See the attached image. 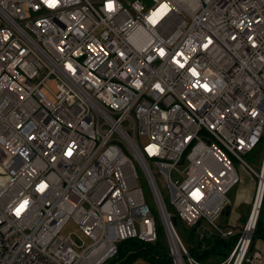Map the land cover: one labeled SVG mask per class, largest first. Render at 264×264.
Here are the masks:
<instances>
[{
  "label": "built area",
  "instance_id": "1",
  "mask_svg": "<svg viewBox=\"0 0 264 264\" xmlns=\"http://www.w3.org/2000/svg\"><path fill=\"white\" fill-rule=\"evenodd\" d=\"M150 1L0 0V264H105L124 240L156 242L139 171L171 264H208L177 216L199 250L237 237L216 264L261 260L264 0ZM262 140L256 171L242 155ZM233 159L257 177L240 231L217 223ZM69 221L89 239L80 252Z\"/></svg>",
  "mask_w": 264,
  "mask_h": 264
},
{
  "label": "rangeland",
  "instance_id": "2",
  "mask_svg": "<svg viewBox=\"0 0 264 264\" xmlns=\"http://www.w3.org/2000/svg\"><path fill=\"white\" fill-rule=\"evenodd\" d=\"M145 2H146L147 6H150L152 4V2L150 0H145ZM47 84L50 85V87L53 89V91H56L54 81H48ZM44 92L51 100H54L53 94L48 93L46 91H44ZM262 145H263V140L256 146V148H254L253 151L248 152L245 155H242L243 160L246 161L248 164H250L256 171H258L260 163H261V159H262ZM232 164L235 167V169L239 175V181L227 193L228 197L230 198L231 203H232V197L235 193V190L238 188V186L242 185V183L249 184L250 180L252 181V179H254L255 182L257 181V177H255L254 175H251V174L248 175V172H244V174L241 176V172L245 168L240 164L239 161L233 159ZM240 178H241V180H240ZM138 183L142 186V188L145 192L146 202L148 203L150 209L152 210V213H153V215L157 221V224H158L157 242H156V245H153L154 246L153 251L156 254H158L161 258H166L169 256V248H168V244H167L166 235H165L164 229L162 228V226L159 222V214H158L156 205L153 201L152 196L149 193L147 183H146V181H145V179H144V177L140 171H139ZM158 183L160 184V189L162 191L163 198H164L168 208L170 209V207H169L170 196H169V193L167 191V188L165 187V185L162 184V182L159 178H158ZM255 191H256V185H255ZM255 191H254V193H255ZM249 207H250V205L246 209L247 212L249 210ZM228 218H229V215H223L217 220V223L219 225L226 226ZM245 220H246V218H245ZM245 220H244V217H243V219L240 220L241 228H242L243 224L245 223ZM200 227L204 231H209V229H211V228H209L210 226H208L207 224H202ZM177 228L179 230V234H180V237H181L184 245L190 250V248L196 242L195 235L190 232L191 228L185 226L182 223L179 216H177ZM241 228H240V230H241ZM63 234L69 236V238L72 242L73 248L78 252L81 251V248H79V246L89 244L88 237L84 234V232L80 229V227L76 223H74L73 221H69L66 224L64 231H63ZM223 258H224V256L220 255V254H210V255H206L204 257L203 261L208 263V264H216L219 261H221ZM123 260H124V256L122 255L120 257V256H118V253H117V255L114 256L113 258L108 259V261L105 264H124ZM130 264H153V263H150L145 258L140 256L138 258H135L133 261H131ZM245 264H247V263H245Z\"/></svg>",
  "mask_w": 264,
  "mask_h": 264
},
{
  "label": "trees",
  "instance_id": "3",
  "mask_svg": "<svg viewBox=\"0 0 264 264\" xmlns=\"http://www.w3.org/2000/svg\"><path fill=\"white\" fill-rule=\"evenodd\" d=\"M193 231L194 229H192L190 232L193 234ZM257 238H264V196L261 204V209L257 218L256 226L252 234L253 244ZM236 239V236L227 240L220 239L219 237L215 236H205L203 241L208 247L204 250H199L201 242L199 240H196L195 244L190 248V253L194 255L199 261H203L204 257L210 254H220L225 257L231 250ZM156 242L146 243L139 239H127L118 244L117 253L120 257L122 255L124 256V264H130L131 261L140 256H142L147 261L153 264H171L169 256L166 258H161L158 254L153 251V245H156Z\"/></svg>",
  "mask_w": 264,
  "mask_h": 264
},
{
  "label": "crops",
  "instance_id": "4",
  "mask_svg": "<svg viewBox=\"0 0 264 264\" xmlns=\"http://www.w3.org/2000/svg\"><path fill=\"white\" fill-rule=\"evenodd\" d=\"M244 172H248V171L246 169H243L241 172V176L244 174ZM249 174L250 173L248 172V175ZM255 185L256 182L254 181V179H252V181L250 180L249 184L242 183V185L238 186L232 197L231 205L223 213V215H229L226 225L233 226L236 231H240L241 228L240 220L243 219V217L244 220L245 218L247 219L248 217L251 208V203L254 198ZM249 205L250 207L247 212L246 209ZM253 248L260 251L262 254V258L261 260H259L257 264H264V238H257L254 241Z\"/></svg>",
  "mask_w": 264,
  "mask_h": 264
},
{
  "label": "bare ground",
  "instance_id": "5",
  "mask_svg": "<svg viewBox=\"0 0 264 264\" xmlns=\"http://www.w3.org/2000/svg\"><path fill=\"white\" fill-rule=\"evenodd\" d=\"M262 187H263V182L260 184V188H259V193H258V197H257V199H256V201H255V209H254V213H253V216H252V218H251V220H250V222H249V225H251V223L253 222V220H254V218H255V215H256V212H257V208L259 207V205H260V200H261V191H262Z\"/></svg>",
  "mask_w": 264,
  "mask_h": 264
},
{
  "label": "snow or ice",
  "instance_id": "6",
  "mask_svg": "<svg viewBox=\"0 0 264 264\" xmlns=\"http://www.w3.org/2000/svg\"><path fill=\"white\" fill-rule=\"evenodd\" d=\"M50 6H53V7L55 6V0H52V3L50 4ZM109 8H111V5H109ZM21 207H23V205ZM17 214H19V212Z\"/></svg>",
  "mask_w": 264,
  "mask_h": 264
},
{
  "label": "water",
  "instance_id": "7",
  "mask_svg": "<svg viewBox=\"0 0 264 264\" xmlns=\"http://www.w3.org/2000/svg\"><path fill=\"white\" fill-rule=\"evenodd\" d=\"M172 220H173V221H174V223H175V218H173Z\"/></svg>",
  "mask_w": 264,
  "mask_h": 264
}]
</instances>
